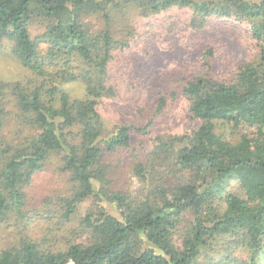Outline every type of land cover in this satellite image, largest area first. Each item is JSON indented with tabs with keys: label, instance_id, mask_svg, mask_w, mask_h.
Segmentation results:
<instances>
[{
	"label": "trees",
	"instance_id": "16d2710c",
	"mask_svg": "<svg viewBox=\"0 0 264 264\" xmlns=\"http://www.w3.org/2000/svg\"><path fill=\"white\" fill-rule=\"evenodd\" d=\"M123 4L141 18L189 9L181 25L194 40L214 21L238 25L256 55L222 76L208 47L197 68L155 94L144 122L107 130L97 107L116 92L114 53L131 43L116 38L109 12ZM89 15L101 16L104 27L92 32ZM35 27L44 30L33 37ZM4 40L30 80L0 82V223L14 218L22 230L24 190L51 155L73 185L58 201L59 218L69 220L90 197L94 209L79 219L80 241L54 251L26 235L0 251V264H264V0H0ZM73 82L84 86L83 98L63 89ZM178 101L190 129L151 133ZM11 109L18 127L12 142L1 138ZM218 126L251 132L233 142ZM117 150L127 151L145 185L138 195L111 188L103 159Z\"/></svg>",
	"mask_w": 264,
	"mask_h": 264
},
{
	"label": "rangeland",
	"instance_id": "374dc122",
	"mask_svg": "<svg viewBox=\"0 0 264 264\" xmlns=\"http://www.w3.org/2000/svg\"><path fill=\"white\" fill-rule=\"evenodd\" d=\"M136 12L134 7L124 4L109 12L113 18L111 24L116 38L120 39L125 35L131 43L123 51L114 53L109 75L116 85V92L112 97L102 99L97 107L107 130L120 124L144 122L145 116L149 114L148 110L153 108L155 94L169 91L168 84L182 71L197 68L201 53L208 47L215 49L214 71L222 76L239 62L252 61L256 55L255 45L250 41L246 29L238 25L222 20L214 21L194 40L195 37L183 30L181 25L189 19V9L171 10L148 18H141ZM84 23L92 32L104 27L99 15H89ZM43 30V27L33 28L32 36L41 35ZM130 33L133 35L131 38ZM29 80V72L12 54L11 42L4 40L0 45V82L26 84ZM63 89L72 98L84 96V86L80 82L65 84ZM142 108L145 110L143 114L140 112ZM11 111L1 131V138L10 142L16 141L18 130L16 111ZM185 111L184 104L178 101L175 108H172V114L163 117L158 126L152 128L151 133L162 138L180 135L190 129ZM217 129L223 137L233 142L238 139L240 132H251L247 128L232 132L228 126H218ZM103 160L109 166L113 190L138 195L145 187L133 176L126 150L107 154ZM61 163L59 156L51 155L43 168L33 175L24 190V210L27 211V217L20 223L23 228L21 231L17 230L14 218L0 223V251L16 246L19 239L26 235L28 236L25 238L54 251L64 250L68 242H78L79 219L94 209L93 198L80 203L69 220L59 218L61 210L58 201L62 197H68L73 187L68 174L60 170ZM172 180L173 178L170 181ZM231 184V189H234L235 184ZM46 211L56 213L51 218L47 215L42 219L41 214Z\"/></svg>",
	"mask_w": 264,
	"mask_h": 264
}]
</instances>
